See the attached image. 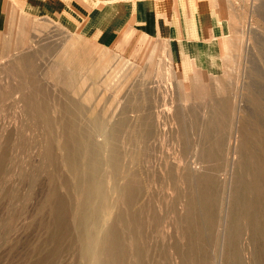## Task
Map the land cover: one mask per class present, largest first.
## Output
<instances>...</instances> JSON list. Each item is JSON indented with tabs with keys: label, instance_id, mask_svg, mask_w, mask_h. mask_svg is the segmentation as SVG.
Instances as JSON below:
<instances>
[{
	"label": "rangeland",
	"instance_id": "374dc122",
	"mask_svg": "<svg viewBox=\"0 0 264 264\" xmlns=\"http://www.w3.org/2000/svg\"><path fill=\"white\" fill-rule=\"evenodd\" d=\"M209 1L217 74L5 5L0 264H264V0Z\"/></svg>",
	"mask_w": 264,
	"mask_h": 264
},
{
	"label": "crops",
	"instance_id": "0c3cea01",
	"mask_svg": "<svg viewBox=\"0 0 264 264\" xmlns=\"http://www.w3.org/2000/svg\"><path fill=\"white\" fill-rule=\"evenodd\" d=\"M5 5L51 16L65 30L100 44L130 33L154 38L180 68L206 74L222 69L229 21L209 0H0V29L9 21Z\"/></svg>",
	"mask_w": 264,
	"mask_h": 264
},
{
	"label": "bare ground",
	"instance_id": "6f19581e",
	"mask_svg": "<svg viewBox=\"0 0 264 264\" xmlns=\"http://www.w3.org/2000/svg\"><path fill=\"white\" fill-rule=\"evenodd\" d=\"M226 59V58H225ZM134 69V68H133ZM132 72L131 73H133V70H131ZM134 71H135V69H134ZM130 73V74H131ZM133 76V75H132ZM128 78V77H127ZM130 78V77H129ZM124 82V81H123ZM123 84V83H122ZM168 87V86H167ZM169 89H171V88H169ZM220 89V88H219ZM167 90H168V88H167ZM116 93V92H115ZM166 95H168V94H166ZM167 109H168V107H167ZM96 260V259H95Z\"/></svg>",
	"mask_w": 264,
	"mask_h": 264
}]
</instances>
